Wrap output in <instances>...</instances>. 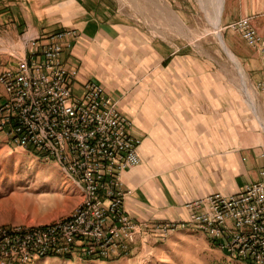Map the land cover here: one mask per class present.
Returning <instances> with one entry per match:
<instances>
[{"label": "built area", "instance_id": "obj_1", "mask_svg": "<svg viewBox=\"0 0 264 264\" xmlns=\"http://www.w3.org/2000/svg\"><path fill=\"white\" fill-rule=\"evenodd\" d=\"M225 28L264 60V28L258 30L251 17ZM73 35L65 30L44 41L38 36L27 39L24 55L0 72V131L14 146L37 148L44 161L60 160L88 189V198L67 222L11 229L17 230L14 238H2L1 232L0 264H29L43 250L53 249L108 259L114 252H126L140 233L125 209L131 190L123 187L120 176L140 163L141 137L101 85L87 82L80 93L74 92L75 71H67L63 60L67 38ZM258 88L264 92V70ZM260 176L241 191L188 200L185 219L152 223L151 231L164 238L180 225L205 228L206 236L224 246L230 258L264 264V165Z\"/></svg>", "mask_w": 264, "mask_h": 264}, {"label": "crops", "instance_id": "obj_2", "mask_svg": "<svg viewBox=\"0 0 264 264\" xmlns=\"http://www.w3.org/2000/svg\"><path fill=\"white\" fill-rule=\"evenodd\" d=\"M48 1L51 3L39 11L35 23L27 13L17 16L8 8L0 10V23L3 16L10 22L5 45L0 41V52L2 47L6 46V50L12 47L9 41L18 37L17 32L27 40L73 29L76 36L65 45L63 60L67 71H77L73 78L77 93L87 82L105 88L109 85L108 77L98 70L100 64L133 65L143 58L151 60L142 47L144 37L119 19L114 0ZM223 3L220 25L225 27L249 16L258 30H263L264 0H224ZM225 31L227 47L257 87L264 70L262 56L239 34ZM160 47L164 46L159 43L149 46L150 50L155 48L153 61L162 70L157 67L142 77L153 78L154 94L151 95L152 90L148 96L140 91L133 96L136 89L129 92L130 85L126 82L118 85L115 93H108L117 101L119 111L132 121L133 133L142 137L138 148L140 163L120 176L123 187L131 190L125 198V209L140 226L136 243L141 244L147 240L152 223L185 219L184 205L190 199L215 192L241 191L246 184L261 179L264 165V133L247 131L240 140L229 139V149L224 152L220 137H207L208 131L221 127L222 108L216 109V105L222 103V92L185 88L183 70L172 68L170 64H183L187 59L175 55L177 50L164 54ZM13 55L22 57L24 48ZM163 62L165 66L161 65ZM199 62L197 58L196 63ZM115 254L118 255L116 252L112 255Z\"/></svg>", "mask_w": 264, "mask_h": 264}, {"label": "rangeland", "instance_id": "obj_3", "mask_svg": "<svg viewBox=\"0 0 264 264\" xmlns=\"http://www.w3.org/2000/svg\"><path fill=\"white\" fill-rule=\"evenodd\" d=\"M113 2L118 9L119 19L144 37L142 47L145 55L151 57V60L143 58L144 54H137L143 59L133 65L122 62L98 65L100 74L108 77L109 85L106 88L99 84L107 93H115L118 85L126 82L130 85L129 92L136 89L133 96L140 91L141 94L148 96L152 90L151 95L154 94L155 88L152 89L153 81L151 80L153 78L142 77L157 67L162 70L159 68L160 65L157 66L153 61L156 56L155 48L152 50L149 48L150 43L152 45L159 43L165 47H160L164 54L177 50L175 55L187 59L183 64H170L172 68L183 70L185 88L215 89L222 92V103L220 106L216 105V109L222 108L221 127H215L212 132L208 131L207 137H220L223 152L229 149V139L240 140L247 131L264 133V92L252 84L240 60L227 47L224 39L225 30L233 31L220 25L221 22L217 28L209 22L208 15L214 11L215 1L114 0ZM50 3L48 0H0V10L8 8L17 16L23 12L27 13L28 18L35 23L39 11L45 10ZM2 20L0 41L4 44L5 37L9 33L7 26L10 22L5 16ZM65 30L74 32L73 37L67 38L69 44L76 33L70 28ZM65 30H60L58 33ZM17 35L13 42L9 41L12 47L7 50L6 46L1 48L0 71L11 68L10 66L14 65L17 58L21 57L13 55L16 50L21 51L24 48V53L27 50L24 46L26 40L21 36V32H17ZM38 37L44 41L49 36ZM221 40L224 45L220 43ZM197 58L200 60L199 63H196ZM161 65L166 64L163 62ZM76 73L77 71L74 77ZM177 81L180 82V80ZM242 85L252 96L251 99L257 106V111L246 101L241 89ZM31 150L38 152L32 145L14 146L9 142L6 132L0 131V233L2 232V238L17 237V230L11 229L48 227L52 224L67 222L71 216L80 211V205H85L88 198V189H85L82 182L72 173L61 167L60 160L44 161L43 156H38ZM77 184L82 190L81 194ZM151 227L152 225L148 227V233L151 236L146 235L148 238L144 244L136 243L138 232L135 240L129 243L126 252L120 253V256L115 254L108 259H98L95 255L81 256L80 252L72 256L70 249H53L43 250V256L31 258L29 264H244L225 254V247L218 246L217 242L210 240L206 236L205 228L180 225L162 238L154 234Z\"/></svg>", "mask_w": 264, "mask_h": 264}, {"label": "bare ground", "instance_id": "obj_4", "mask_svg": "<svg viewBox=\"0 0 264 264\" xmlns=\"http://www.w3.org/2000/svg\"><path fill=\"white\" fill-rule=\"evenodd\" d=\"M213 1H215V9H214V11H213L212 14H209L208 15L209 16L208 20L212 24V26H214L215 28H217V26L219 25V22H220V18H221V8H222V4H223V1L224 0H213ZM220 43H222V40L220 41ZM223 47H225V46H223ZM228 56L230 58V55L229 54H228ZM231 57H233V56H231ZM239 72L242 74V71L241 70H239ZM241 89H242V92H243V94H244V96H245L246 101L248 102V104L253 109H256V111H257V106H255L253 100L251 99L252 96L248 94V91H247L246 87L244 85H242L241 86ZM217 244H218V242H217Z\"/></svg>", "mask_w": 264, "mask_h": 264}, {"label": "trees", "instance_id": "obj_5", "mask_svg": "<svg viewBox=\"0 0 264 264\" xmlns=\"http://www.w3.org/2000/svg\"><path fill=\"white\" fill-rule=\"evenodd\" d=\"M31 151L34 152L36 155H38V152H36L34 150H31ZM38 156H40V155H38ZM243 263H245V262H243Z\"/></svg>", "mask_w": 264, "mask_h": 264}]
</instances>
